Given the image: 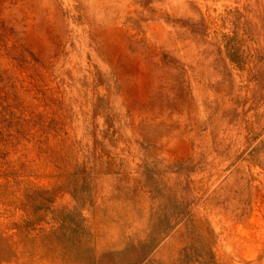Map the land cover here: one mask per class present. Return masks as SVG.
Masks as SVG:
<instances>
[{"label":"rangeland","instance_id":"rangeland-1","mask_svg":"<svg viewBox=\"0 0 264 264\" xmlns=\"http://www.w3.org/2000/svg\"><path fill=\"white\" fill-rule=\"evenodd\" d=\"M0 264H264V0H0Z\"/></svg>","mask_w":264,"mask_h":264}]
</instances>
